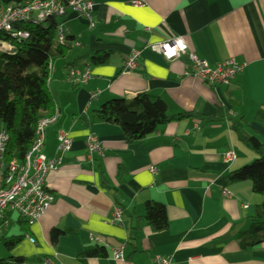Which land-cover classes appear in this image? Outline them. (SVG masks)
<instances>
[{"label":"crops","instance_id":"1","mask_svg":"<svg viewBox=\"0 0 264 264\" xmlns=\"http://www.w3.org/2000/svg\"><path fill=\"white\" fill-rule=\"evenodd\" d=\"M91 1L93 28L71 10L60 18L81 47L54 58L48 76L53 103L47 115L57 109L59 118L46 129L43 153L48 159L58 155L59 130L73 139L58 171L46 178L54 202L32 226L8 213L0 264H39L45 258L54 264H153L156 257L173 264H264V244L242 248L240 240L264 198L251 182L231 180L259 158L239 138L234 121L264 144V0H141L142 7L132 4L136 0ZM170 37H183L211 65L232 59L246 66L230 85L213 88L189 74L187 56L167 61L147 49ZM134 49L142 53L127 73ZM105 52L103 64L81 61L74 67L90 69L86 84L68 79L77 59ZM139 93L166 102L172 116H190L133 143L117 125L89 123L104 103L130 101ZM92 94L97 96L91 100ZM91 136L104 148V156L93 160L87 157ZM228 150L236 160L225 165ZM148 204L165 208V230H153L145 219ZM116 206L121 224L111 223ZM54 230L60 232L56 240ZM17 237L7 249L5 242ZM87 250L97 254L87 256Z\"/></svg>","mask_w":264,"mask_h":264},{"label":"trees","instance_id":"2","mask_svg":"<svg viewBox=\"0 0 264 264\" xmlns=\"http://www.w3.org/2000/svg\"><path fill=\"white\" fill-rule=\"evenodd\" d=\"M29 1L31 0H0V10L11 4L23 6ZM60 18L52 16L38 24H12L13 32L26 31L30 34L26 40L19 41L11 33L0 32V42H7L18 50L17 54L0 50V122L10 136L8 161H23L33 144L38 122L47 116L53 103L48 89L49 64L56 57H65L71 50L69 43L61 44L56 39ZM68 40H72L71 37ZM108 57L109 53L106 52L87 55L77 59L68 69L74 68L81 61L83 64H103ZM186 116L190 114L172 116L166 102L147 93H139L130 101L114 99L104 103L92 113L89 123L117 125L127 140L133 143L152 135L161 125ZM233 128L259 158L235 171L231 180L251 182L253 192L264 198V144L248 134L240 122L234 121ZM145 219L155 231H163L168 226L165 208L159 204L147 205ZM59 234L58 230H54L51 238L56 240ZM20 238L6 241V248L11 249ZM240 240L242 248L264 244V201L257 218ZM96 254L95 250L85 252L87 256ZM15 262L20 264L22 260L17 259Z\"/></svg>","mask_w":264,"mask_h":264},{"label":"built area","instance_id":"3","mask_svg":"<svg viewBox=\"0 0 264 264\" xmlns=\"http://www.w3.org/2000/svg\"><path fill=\"white\" fill-rule=\"evenodd\" d=\"M132 4L142 7L141 0L133 1ZM69 10L87 19L90 28L94 27V3L91 0H31L23 6L11 4L1 8L0 32L11 33L19 41L26 40L30 34L26 31L13 32L12 24H38L52 16L63 17ZM69 37V30L59 23L56 28L57 41L61 44L69 43L72 48L81 47L79 42L68 40ZM0 43L8 44L7 42ZM15 49L18 51L17 48ZM147 49L163 55L167 61H173L182 55L187 56L189 74L213 88L230 85L246 66V64L237 63L232 59L211 65L191 52L183 37H170L166 41L149 45ZM141 53V49H134L127 58L125 63L127 73L137 66ZM51 70L52 63L50 62L49 72ZM68 79L75 85L86 84L91 79L90 69L71 68L68 71ZM96 96L97 94H92L91 100ZM58 118L59 111L56 109L50 115L40 119L36 126L33 144L23 161L7 160L10 136L4 129L0 131V232L9 226V212L16 213L28 225L32 226L41 220L54 202L55 197L47 190L46 178L51 172L58 171L63 154L71 149L73 143L70 133L59 130L57 133L58 155L54 159H48L43 153L46 129L55 124ZM87 148L89 160H93L95 155L104 156V148L94 136L89 137ZM235 160L236 153L233 150L226 151L222 157V163L225 165ZM224 194L227 197L231 196L228 191H225ZM122 214V209L116 206L111 223L121 224ZM30 240L33 242L32 239ZM115 257L123 260V252L117 251ZM39 264L54 263L50 258H45ZM153 264H173V261L168 258L156 257Z\"/></svg>","mask_w":264,"mask_h":264},{"label":"bare ground","instance_id":"4","mask_svg":"<svg viewBox=\"0 0 264 264\" xmlns=\"http://www.w3.org/2000/svg\"><path fill=\"white\" fill-rule=\"evenodd\" d=\"M0 50L2 51H9L11 54H16V49L8 44L0 43Z\"/></svg>","mask_w":264,"mask_h":264},{"label":"rangeland","instance_id":"5","mask_svg":"<svg viewBox=\"0 0 264 264\" xmlns=\"http://www.w3.org/2000/svg\"><path fill=\"white\" fill-rule=\"evenodd\" d=\"M2 126H3V124L0 122V129H1Z\"/></svg>","mask_w":264,"mask_h":264},{"label":"clouds","instance_id":"6","mask_svg":"<svg viewBox=\"0 0 264 264\" xmlns=\"http://www.w3.org/2000/svg\"><path fill=\"white\" fill-rule=\"evenodd\" d=\"M173 52H175V49H173Z\"/></svg>","mask_w":264,"mask_h":264},{"label":"water","instance_id":"7","mask_svg":"<svg viewBox=\"0 0 264 264\" xmlns=\"http://www.w3.org/2000/svg\"><path fill=\"white\" fill-rule=\"evenodd\" d=\"M9 52V51H8ZM11 54V53H10Z\"/></svg>","mask_w":264,"mask_h":264}]
</instances>
